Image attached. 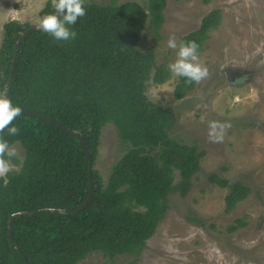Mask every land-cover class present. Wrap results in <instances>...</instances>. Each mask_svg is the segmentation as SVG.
<instances>
[{"label": "trees", "instance_id": "1", "mask_svg": "<svg viewBox=\"0 0 264 264\" xmlns=\"http://www.w3.org/2000/svg\"><path fill=\"white\" fill-rule=\"evenodd\" d=\"M51 3L40 16L53 10ZM165 4L149 0L146 8L132 0H86L71 41H56L29 22L12 19L4 24L0 93L14 67L7 95L21 107L13 121L19 131L6 138L21 145L24 157L18 172L0 178V264H78L97 251L110 259L126 253L138 256L165 215L169 194L189 191L203 151L170 136L176 114L146 95L149 80L163 83L170 71L157 65L154 48L137 47L148 21L158 34ZM220 20L221 10L215 9L199 29L180 39L197 41L200 52ZM194 87L195 82L179 77L174 95L183 98ZM108 123L116 126L128 150L105 181L95 163ZM58 124L80 132L85 144ZM86 147L93 158L91 172ZM176 171L180 180L174 184ZM90 179V204L73 212L87 200ZM209 181L228 188L226 211L251 191L216 172ZM245 224L238 218L231 228Z\"/></svg>", "mask_w": 264, "mask_h": 264}, {"label": "rangeland", "instance_id": "2", "mask_svg": "<svg viewBox=\"0 0 264 264\" xmlns=\"http://www.w3.org/2000/svg\"><path fill=\"white\" fill-rule=\"evenodd\" d=\"M48 1L0 0V47L7 21L36 25ZM132 1L146 8L149 3ZM165 1L164 22L158 34L148 21L137 47L154 48L157 65L166 67L175 58V50L167 47L168 35L175 33L181 38L199 29L209 12L221 10L219 25L209 31L204 48L198 52L208 75L195 82L194 89L183 98L174 95L179 76L171 72L165 82L156 84L151 79L146 88L149 99L176 114L170 136L203 151L200 170L192 176L186 195L178 190L169 194L165 215L138 256L126 253L110 259L97 251L78 264H264V0ZM226 68L244 70L248 77L232 84ZM210 119L229 125L222 141L209 138ZM123 142L113 123L105 125L95 163L105 181L113 164L128 150ZM13 146L19 162L11 163L19 169L24 151L18 143ZM213 172L231 183L240 181L249 186L250 193L226 211L228 188L209 181ZM175 174L177 184L179 172ZM238 218L246 224L232 229Z\"/></svg>", "mask_w": 264, "mask_h": 264}, {"label": "clouds", "instance_id": "3", "mask_svg": "<svg viewBox=\"0 0 264 264\" xmlns=\"http://www.w3.org/2000/svg\"><path fill=\"white\" fill-rule=\"evenodd\" d=\"M86 0H52V11L42 15L36 27L49 34L56 41H71L77 35L73 29L79 17L85 15ZM167 47L175 50V58L167 64V69L175 76L184 77L187 82H199L208 75V68L198 56L200 45L193 39H180L175 33L167 37ZM157 90H153L156 94ZM21 107L13 103L10 96L0 93V178L10 172H18L11 160L17 149L6 136H15L19 129L13 121L20 115ZM229 125L216 119L208 121V136L211 140H223L224 130Z\"/></svg>", "mask_w": 264, "mask_h": 264}, {"label": "water", "instance_id": "4", "mask_svg": "<svg viewBox=\"0 0 264 264\" xmlns=\"http://www.w3.org/2000/svg\"><path fill=\"white\" fill-rule=\"evenodd\" d=\"M34 27H36V25H33L31 28H34ZM36 28H37V27H36ZM25 34H26V33H23V34H22V36L18 39V41H17V43H16V45H15L13 64H14L15 61H16L17 51H18V49H19V46H20L22 40H23L24 37H25ZM225 71H226V74H227V77H228L229 82L232 83V84H235V83L237 84V83H238V82H235V80H234V79H235V78H234V77H235V74H236V73H241V74H243V72H244V70H239V69H229V68H226ZM13 73H14V67H13L12 70H11L10 77H9L8 82H7L6 90H5L4 94H7V93H8V89H9L10 84H11V80H12V77H13ZM244 73H245V72H244ZM52 121H53V120H52ZM53 122H55V121H53ZM55 123H56V122H55ZM58 126H59L60 128H62L64 131H67V132H69V133H71V134L76 135V136H77V137H78V138H79V139L85 144L84 137H83V135H82L80 132H78V131H74V130H70V129L66 128L65 126H63L62 124H58ZM86 150H87V153H88V156H89V170H90V172H91L92 169H93V164H92L93 158H92V154H91L90 149H89L88 147H86ZM90 181H91V189H90L89 196H88L87 200H86L81 206H79L78 208H76L73 212H79V211H81L82 209H84L85 207H87V206L90 204V202H91V200H92V198H93V190H92V188H93V180L90 179ZM44 210H51V209H44ZM57 210H58V211H61V212H66L65 210H62V209H57ZM68 212H69V211H68ZM15 215H17V214H14V215L11 216L10 221H11V219H12ZM10 221H9V225H8V233H9V236L12 238V233H11V228H10Z\"/></svg>", "mask_w": 264, "mask_h": 264}, {"label": "flooded vegetation", "instance_id": "5", "mask_svg": "<svg viewBox=\"0 0 264 264\" xmlns=\"http://www.w3.org/2000/svg\"><path fill=\"white\" fill-rule=\"evenodd\" d=\"M247 77H248L247 73H244V72H243V74L236 73L235 77H234L235 78L234 80H235V82L241 83V82L245 81Z\"/></svg>", "mask_w": 264, "mask_h": 264}]
</instances>
